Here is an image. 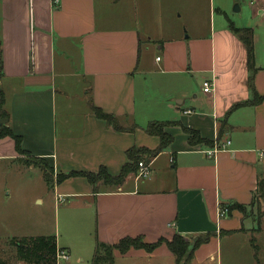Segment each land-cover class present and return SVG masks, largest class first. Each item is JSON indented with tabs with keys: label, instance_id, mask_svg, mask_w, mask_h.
Listing matches in <instances>:
<instances>
[{
	"label": "crops",
	"instance_id": "crops-1",
	"mask_svg": "<svg viewBox=\"0 0 264 264\" xmlns=\"http://www.w3.org/2000/svg\"><path fill=\"white\" fill-rule=\"evenodd\" d=\"M228 5L242 12L238 19ZM233 26L252 29L254 84L264 96V1L0 0V129L21 137L27 155L53 167L55 177L101 167L117 176L131 148L159 149L149 125L171 123L165 131L173 142L150 161L145 180L131 173L124 184L97 190L84 177L55 184L56 199H68L69 240L57 239L67 264H92L98 242L209 234L191 263L206 264L220 255L223 235L249 230L252 217L241 211L220 215L223 205L249 206L264 179V105H246L248 53ZM93 107L133 130L116 131ZM186 129L205 142L189 143ZM227 139L229 149L207 155L212 142ZM19 158L15 139H0V163ZM115 257L114 264H177L166 244Z\"/></svg>",
	"mask_w": 264,
	"mask_h": 264
},
{
	"label": "rangeland",
	"instance_id": "rangeland-1",
	"mask_svg": "<svg viewBox=\"0 0 264 264\" xmlns=\"http://www.w3.org/2000/svg\"><path fill=\"white\" fill-rule=\"evenodd\" d=\"M227 8L231 16L236 19L242 14V12L236 11L234 5L232 7L228 5ZM215 13L217 22L221 19V15L218 11ZM176 15L175 17L179 18V13ZM208 17L210 19V12H208ZM18 160L20 164L0 163V237L3 238L0 241V257L9 258L12 260V264H16V260H14L16 249L11 245L12 238H9L10 235L21 238L23 236L55 235L62 242L69 240L65 224L67 213L65 207L68 199L62 198L60 201L56 199L54 194V186L57 183L55 182V175H52L51 169L48 171V168L38 158L21 154ZM42 169L46 171V174H49L51 185L47 182L45 172ZM38 198H41L43 202L38 201ZM248 212L251 213L249 218L252 217L251 220L245 221L249 230L240 232L233 237L223 235L220 255L218 254L206 264H264V197L261 192L257 194L256 201ZM260 218H262L261 230L255 231L259 228L256 220ZM198 239L200 238L189 237V245L193 246ZM254 239H256L255 243L258 246L257 250L253 246ZM59 264H67V261H60ZM82 264H90V262L86 261ZM116 264L176 263L174 259L164 258L156 263L118 259Z\"/></svg>",
	"mask_w": 264,
	"mask_h": 264
},
{
	"label": "trees",
	"instance_id": "trees-1",
	"mask_svg": "<svg viewBox=\"0 0 264 264\" xmlns=\"http://www.w3.org/2000/svg\"><path fill=\"white\" fill-rule=\"evenodd\" d=\"M232 30L238 35L239 38L243 41L246 51L248 53V69H249V90L251 93L250 101L246 103V105H264V96H260L257 93L256 85L254 84V79L256 73L259 71V69L256 67V53H255V45H254V38H253V32L252 29H241V28H235L232 27ZM93 112L96 117L99 119H103L107 121L109 126H113V128L118 132H128L132 131L133 128L125 129L123 128L120 123L118 122V119H116L113 115H108L103 112L98 107H93ZM171 125V123H153L148 126L146 129V132L149 133L152 136H156L160 138V145L159 149L156 151H151L149 149H137V148H131L128 150V163L125 164L123 167L121 173L117 176H111L106 169V167H101L98 173H93L89 171H72L70 173L66 174H58L55 177V182L62 183L65 180H68V178H86L87 181L90 182V184L94 187L95 190L98 189L100 184H105L107 186H119L126 182L127 177L129 174L134 173L137 174L139 171V163L145 162L150 163V161L159 155L162 151H165L168 149V147L173 142V136L170 135L165 131V128ZM185 132L188 133L190 136L189 143L191 144H199L204 143L205 140L201 138L198 132L193 130H185ZM5 136H11L16 141V150L17 152L21 154L27 155L28 152L22 149L21 143L22 139L21 137H16L12 133V130L8 127H3L0 129V139L5 138ZM218 142H221L220 140H217ZM206 143H209L206 141ZM214 143H211V146H213ZM29 155V154H28ZM27 155V156H28ZM42 164L49 169H51L52 175L54 174L53 167H49L48 164L42 160L39 159ZM43 170V169H42ZM44 171V170H43ZM45 173V178L47 179V182H50V179L48 177V173ZM51 185V184H50ZM53 185V183H52ZM261 192L264 197V179H261L258 184V189L256 191V194L253 197L252 203L248 206L246 205H240V204H229V205H223L221 208L222 210H227V213L225 216L230 217L233 213V211H241L244 214L245 218H249L251 213L249 214L250 208H252L253 204L256 201L257 194ZM260 218L259 220H256L259 224V228H257L255 231H260L262 222ZM202 237V238H201ZM198 239L193 246L189 245L188 240H186L185 237H183L180 234H177L173 237V239L166 240L164 238L160 239L157 243H145L141 237L137 238H125L119 241L116 245H109L104 242H98L96 246V250L93 256V263L92 264H114L116 261L115 252L118 251L120 254L125 255L128 252L131 251V249H138V250H144L146 252H153L159 247H161L163 244H166L171 251V253L176 257L177 264H191L194 259V252L196 249H199L201 246L208 244L210 241V235L207 236H201ZM256 239L253 241V246L255 250H257L258 246L255 243ZM11 245L16 249V254L14 256V260H16V264L22 262L25 264H59V261L57 259V252L59 251V247L57 244V237L54 236H39V237H23V238H12ZM0 264H12V260L3 259L0 257ZM14 264V263H13Z\"/></svg>",
	"mask_w": 264,
	"mask_h": 264
},
{
	"label": "built area",
	"instance_id": "built-area-1",
	"mask_svg": "<svg viewBox=\"0 0 264 264\" xmlns=\"http://www.w3.org/2000/svg\"><path fill=\"white\" fill-rule=\"evenodd\" d=\"M262 2L264 0H261ZM204 85V92L205 93H210L213 85L212 83H210V81H204L203 82ZM231 145V141L229 139L227 140H222L221 142L215 141L214 145L212 148H210L206 153L209 157H214L216 154H218L219 152H221V150H226L229 149V147ZM139 171L136 174V179L138 180H145L146 178H148L151 174V166L149 163H139ZM227 213V210H222L220 211V215L223 217L225 216V214ZM57 259L58 261H69L70 260V256L69 253L66 250L63 249H59V251L57 252Z\"/></svg>",
	"mask_w": 264,
	"mask_h": 264
}]
</instances>
